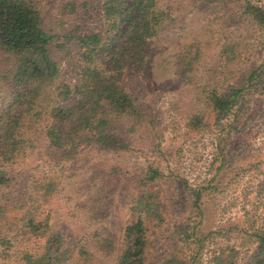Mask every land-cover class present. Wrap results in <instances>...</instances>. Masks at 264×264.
Masks as SVG:
<instances>
[{"label": "rangeland", "instance_id": "1", "mask_svg": "<svg viewBox=\"0 0 264 264\" xmlns=\"http://www.w3.org/2000/svg\"><path fill=\"white\" fill-rule=\"evenodd\" d=\"M61 1L47 0L45 6L55 33L98 25L96 14L63 17ZM158 1L172 18L148 41L143 66H131L123 76L152 123L137 127L130 150L83 144L60 164L38 143V151L21 160L11 186L0 188L7 202L3 221L29 211L32 191L23 193L22 186L31 189L33 177L55 178L54 193L46 202L35 201L29 213L47 219L50 233L63 235L72 251L67 264H116L125 227L138 215L131 207L146 189L140 177L152 164L165 175L148 184L163 215H144L148 262L176 256L190 264H217L214 257L225 247L230 264H252L255 242L249 235L264 226V149H247L245 141L254 135L249 129H264V77L247 91L256 92L250 93L258 103L254 111L240 105L220 119L206 105L205 90L239 85L248 77L264 58V26L243 12L244 0ZM252 1L264 7V0ZM194 113L205 116L206 124L191 132L186 120ZM249 155L263 162L259 169L257 160L244 161ZM191 189L201 190L200 208L192 205ZM9 221L18 230L20 220ZM184 230L192 235L188 242L181 240ZM3 232L14 234L7 226ZM46 237L18 234L10 246H0V264H24L22 251L42 252Z\"/></svg>", "mask_w": 264, "mask_h": 264}, {"label": "trees", "instance_id": "2", "mask_svg": "<svg viewBox=\"0 0 264 264\" xmlns=\"http://www.w3.org/2000/svg\"><path fill=\"white\" fill-rule=\"evenodd\" d=\"M46 4L47 0H0V56L3 57L0 59V188L11 186L19 175L17 167L21 160L38 151V143L52 161L58 157L57 164H60L62 160L74 158L83 144L112 152L130 150L131 136L137 127L152 123L136 96L126 87L123 76L129 67L143 66L148 41L172 18L159 6V1L63 0L60 2L63 17L96 14L99 20L92 29L82 30L78 25L63 33H55L47 23ZM242 8L257 24L264 26L262 5L244 0ZM231 51L235 54L234 47ZM263 77L264 58L239 85L205 90V103L217 119L240 105L254 111L258 103L252 102L250 93L256 92L247 91L252 90L254 80ZM205 120V116L194 113L186 120V126L194 132L206 124ZM249 133L254 135L245 141V147L253 151L259 145L255 151L260 152L264 149V129H249ZM255 160L259 169L263 163L260 159L249 155L244 161ZM164 175L159 167L149 164L140 177V186L146 189L131 207L133 216L138 215L125 227V245L116 264H154L148 262L150 242L144 215L163 218L155 202V190L148 189V184ZM35 180L33 177L31 189L22 186L23 193L32 191L28 197L29 211L38 199L46 202L57 185L55 178ZM191 196L192 205L200 208L201 190L191 189ZM6 207V200L0 197V246H10L18 234L23 237L47 234L42 252L22 251L24 264H67L71 260L72 251L64 244L63 235L50 233L47 219L36 220L29 211L21 218H8L13 222L20 220L15 230L8 225V219L6 223L3 221ZM6 226L14 231L13 235L3 232ZM180 237L188 242L192 235L184 230ZM249 237L255 242L251 263L264 264V226ZM230 255L224 247L214 261L230 264L226 259ZM158 264L190 262L173 256L159 260Z\"/></svg>", "mask_w": 264, "mask_h": 264}]
</instances>
